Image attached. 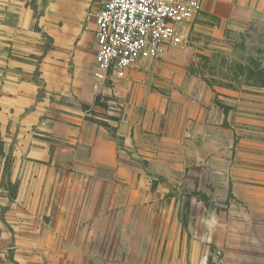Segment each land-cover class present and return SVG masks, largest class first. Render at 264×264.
I'll list each match as a JSON object with an SVG mask.
<instances>
[{
    "label": "crops",
    "instance_id": "crops-1",
    "mask_svg": "<svg viewBox=\"0 0 264 264\" xmlns=\"http://www.w3.org/2000/svg\"><path fill=\"white\" fill-rule=\"evenodd\" d=\"M101 3L0 0V264H142L144 211L155 210L152 224L164 226L161 200L201 161L206 92L115 97L107 104L121 107L107 110L94 104L104 88L93 78ZM200 12L222 25L264 12V0H202ZM98 109L114 119L91 118ZM229 156L235 220L254 227L264 246V140L235 137ZM133 159L147 164L129 168Z\"/></svg>",
    "mask_w": 264,
    "mask_h": 264
},
{
    "label": "rangeland",
    "instance_id": "rangeland-1",
    "mask_svg": "<svg viewBox=\"0 0 264 264\" xmlns=\"http://www.w3.org/2000/svg\"><path fill=\"white\" fill-rule=\"evenodd\" d=\"M175 90H189L192 96L206 92L207 143L201 146L200 155L195 153L201 161L192 160L191 179L180 182L176 193L169 192L161 200L157 212L166 219L164 226L152 224L155 210L144 211V256L138 263L264 264V246L254 242L255 228L235 220L239 203L233 193L229 156L235 137L264 140V12L248 13L222 25L200 13L183 46L160 60L139 64L122 81L104 85L95 94L94 104L104 110L120 108L119 104L108 105L107 100L125 97L128 102L133 96L148 94L168 99ZM104 92L110 98L102 96ZM99 109L88 112L91 118L114 119ZM96 121L114 132L107 122ZM249 124L255 133L248 131ZM223 149H228L227 157L221 156ZM146 164L133 159L128 166L142 169ZM159 230V241L151 242V232ZM128 260L133 263L135 259Z\"/></svg>",
    "mask_w": 264,
    "mask_h": 264
},
{
    "label": "built area",
    "instance_id": "built-area-1",
    "mask_svg": "<svg viewBox=\"0 0 264 264\" xmlns=\"http://www.w3.org/2000/svg\"><path fill=\"white\" fill-rule=\"evenodd\" d=\"M202 0H102L94 15L93 78L98 90L186 43Z\"/></svg>",
    "mask_w": 264,
    "mask_h": 264
},
{
    "label": "trees",
    "instance_id": "trees-1",
    "mask_svg": "<svg viewBox=\"0 0 264 264\" xmlns=\"http://www.w3.org/2000/svg\"><path fill=\"white\" fill-rule=\"evenodd\" d=\"M102 126L107 128L106 125H102ZM7 168H8V165L5 167V172H7ZM8 197H9V201H12L15 197V194L13 193L12 188H9Z\"/></svg>",
    "mask_w": 264,
    "mask_h": 264
}]
</instances>
